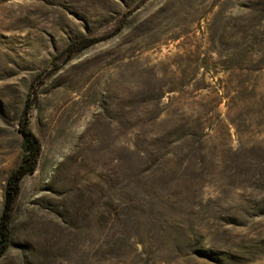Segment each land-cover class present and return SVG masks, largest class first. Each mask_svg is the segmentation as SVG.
<instances>
[{
	"label": "rangeland",
	"instance_id": "rangeland-1",
	"mask_svg": "<svg viewBox=\"0 0 264 264\" xmlns=\"http://www.w3.org/2000/svg\"><path fill=\"white\" fill-rule=\"evenodd\" d=\"M28 99L0 264H264V0H0V215Z\"/></svg>",
	"mask_w": 264,
	"mask_h": 264
},
{
	"label": "trees",
	"instance_id": "trees-1",
	"mask_svg": "<svg viewBox=\"0 0 264 264\" xmlns=\"http://www.w3.org/2000/svg\"><path fill=\"white\" fill-rule=\"evenodd\" d=\"M93 39L89 42L79 41L70 45L72 52L79 51L99 42ZM22 132L21 161L8 175L4 191V205L0 215V259L7 253L12 244V225L16 204L22 191V182L26 176L36 172L43 153L40 138L31 127V100L28 99L20 120Z\"/></svg>",
	"mask_w": 264,
	"mask_h": 264
}]
</instances>
